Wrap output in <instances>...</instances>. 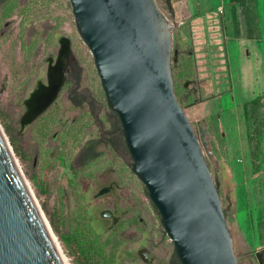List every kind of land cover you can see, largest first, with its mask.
I'll return each instance as SVG.
<instances>
[{"label":"rangeland","instance_id":"1","mask_svg":"<svg viewBox=\"0 0 264 264\" xmlns=\"http://www.w3.org/2000/svg\"><path fill=\"white\" fill-rule=\"evenodd\" d=\"M155 1L170 18L171 4ZM224 2L235 10L229 25L238 37L249 28L261 39L226 38L223 14L203 28L198 16L177 19L173 11L174 93L196 134L199 123L207 130L212 160L206 162L237 262L258 264L264 249V8L258 14L256 0ZM63 38L70 42L61 89L29 122L28 93L48 85ZM198 38L209 55H200ZM254 98L259 104H250ZM0 129L68 264H180L131 170L119 119L107 108L68 0H0Z\"/></svg>","mask_w":264,"mask_h":264},{"label":"water","instance_id":"2","mask_svg":"<svg viewBox=\"0 0 264 264\" xmlns=\"http://www.w3.org/2000/svg\"><path fill=\"white\" fill-rule=\"evenodd\" d=\"M68 1L107 108L119 119L131 170L158 211L179 263L238 264L206 162L212 160L207 130L199 123L196 134L174 93L173 11L167 17L155 0ZM61 44L57 62L69 54ZM64 68L48 74L32 121L57 98ZM15 160L0 129V264H62ZM256 258L264 264V249Z\"/></svg>","mask_w":264,"mask_h":264},{"label":"crops","instance_id":"3","mask_svg":"<svg viewBox=\"0 0 264 264\" xmlns=\"http://www.w3.org/2000/svg\"><path fill=\"white\" fill-rule=\"evenodd\" d=\"M171 4V10L175 12V16L177 19H181L184 16L192 17V16H198L197 20L195 22L198 26H202L205 28L208 25L207 19H212L213 17H218L220 14H223L225 16V37L228 39H247L246 30L242 31V37H238L234 33V29L231 25H229V21L231 20V16L233 13H235V10L232 9L231 6H228L224 1L225 0H168ZM257 4V10L258 14H260V7L262 6L264 8V0H256ZM242 9L239 7L238 12L240 15H242ZM173 12V13H174ZM264 13V12H263ZM179 24H181V21H179ZM214 26V25H211ZM202 27L198 29H202ZM262 35V34H261ZM262 37V36H261ZM260 37V39H261ZM234 39V40H236ZM260 39H249V40H260ZM202 41L200 38L196 41V44H199L198 50L200 52V55L203 56V54L209 55L210 49L209 48H203L200 46ZM197 55L198 57L200 56ZM201 57V56H200ZM200 57L197 62V71L199 74H206V65H202L205 63V60L200 61ZM222 73V70H219V74ZM226 75L229 76L226 70ZM258 261V260H257ZM259 264V262H258Z\"/></svg>","mask_w":264,"mask_h":264},{"label":"bare ground","instance_id":"4","mask_svg":"<svg viewBox=\"0 0 264 264\" xmlns=\"http://www.w3.org/2000/svg\"><path fill=\"white\" fill-rule=\"evenodd\" d=\"M62 43H63V44H67V46H68L69 41L63 39V40H62ZM68 50H69V49H68ZM68 53H69V52H68ZM66 58H67V57H66L65 55H63V56L59 59V61L57 62V66H58L57 70H56L55 72H53L52 69H51L50 74H58V75H59V72H61V71H60V68H61V67H64V65H65V63H64V62H65L64 59H66ZM51 65H52V64H51ZM51 65H50V66H51ZM51 67H52V66H51ZM52 72H53V73H52ZM58 75H57V76H58ZM37 89H39V90H37ZM45 90H46V86H45L43 83H40V85H39L38 88H34L33 90H31V91L28 93V94H29V96H28L29 98H28L27 102L25 103V105H26V109H27L25 119H26L27 121H29V122L32 121V120H31L32 118H31L30 116L32 115L33 110H34V108L36 107V104H37V103H36V98L39 96V94H40L41 91H45ZM22 180H23V183H24V187L26 188V190H27L28 194L30 195L31 199L34 201V199L32 198V196H31V194H30V192H29V190H28V187H27L26 182L24 181L23 177H22ZM34 203H35L36 207L38 208V206H37V204H36L35 201H34ZM38 210H39V212H40V215H41V217H42V219H43V222H44V224H45V226H46V229H47V231H48V234H49V236H50L51 242H52V244H53V246H54V249H55V251H56V253H57V255H58V257H59L61 263H62V264H68V263L66 262L64 256L62 255L61 249L59 248V245H58V243H57V241H56V239H55V237H54V235H53V233H52V231H51V229H50V227H49V225H48L46 219L44 218V216H43V214H42V212L40 211L39 208H38Z\"/></svg>","mask_w":264,"mask_h":264},{"label":"trees","instance_id":"5","mask_svg":"<svg viewBox=\"0 0 264 264\" xmlns=\"http://www.w3.org/2000/svg\"><path fill=\"white\" fill-rule=\"evenodd\" d=\"M166 3L168 4V0H166ZM242 9V8H241ZM242 14L245 16V18L247 17V13L245 12V10L244 9H242ZM232 17L233 18H235V13H233L232 14ZM246 26H247V22H246ZM248 27V26H247ZM234 33H235V35L236 36H239V31L237 30V28L236 27H234ZM250 32H249V28L247 29V39H254V37H252V36H250V34H249ZM260 98H254V99H252V100H250V104L251 105H257V104H259V102H260ZM4 133V132H3ZM4 136H5V134H4ZM6 137V136H5ZM11 149V148H10ZM15 158V157H14ZM41 208V207H40ZM42 210V209H41ZM43 212V211H42ZM44 214V213H43ZM45 216V215H44ZM48 223V222H47ZM50 225V224H49ZM50 229H51V226H50ZM52 230V229H51ZM174 257H176V255H175V252H174Z\"/></svg>","mask_w":264,"mask_h":264},{"label":"flooded vegetation","instance_id":"6","mask_svg":"<svg viewBox=\"0 0 264 264\" xmlns=\"http://www.w3.org/2000/svg\"><path fill=\"white\" fill-rule=\"evenodd\" d=\"M65 40H67V39H65ZM69 41V40H68ZM70 42V41H69ZM67 59V58H66ZM50 62H53V58H51V61ZM57 62V61H56ZM56 62H54V65H51L50 66V68H49V72H48V74L50 73V71H51V69H52V71L53 72H55L56 70H57V68H58V66H57V63ZM67 66V63H65V65H64V67H66ZM52 72V73H53ZM40 85V84H39ZM38 88V87H37Z\"/></svg>","mask_w":264,"mask_h":264}]
</instances>
